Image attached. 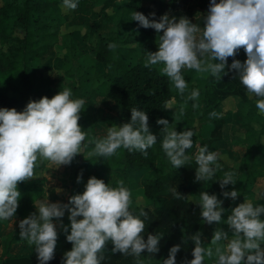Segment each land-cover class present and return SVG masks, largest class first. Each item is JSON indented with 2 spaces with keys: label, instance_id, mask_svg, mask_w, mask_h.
Returning <instances> with one entry per match:
<instances>
[{
  "label": "clouds",
  "instance_id": "clouds-1",
  "mask_svg": "<svg viewBox=\"0 0 264 264\" xmlns=\"http://www.w3.org/2000/svg\"><path fill=\"white\" fill-rule=\"evenodd\" d=\"M78 2L63 0L62 8L75 10ZM150 15L153 19L141 12H132V20L137 21L139 27L155 29L158 34L162 32L157 38L158 51H146L145 67L161 65V75L166 76L181 95L188 87L182 70L210 73L219 80L228 67L247 93L257 97L256 108L264 115V0H210L202 27L187 16L177 18L166 13L156 20L154 12ZM108 48L115 50L117 45L109 43ZM241 49L247 56L244 62L235 59ZM229 57L233 58L230 66ZM199 96V90L193 89L188 100L197 101ZM84 103L83 99H73L71 89L65 88L52 98L44 96L30 101L23 111L0 108V220L15 216L21 197L18 184L33 179L38 159L59 167L70 165L76 156L85 152L87 133L79 124ZM186 104L187 101L179 108L181 115ZM192 107L197 109L199 104L193 103ZM164 109L172 108L165 102ZM156 123L163 126L160 143L171 165L179 169L192 160L187 150L193 146L194 131L178 132L163 118ZM157 140V135L150 131L148 114L133 107L130 122L109 127L104 138L91 141L95 145L91 155L111 157L122 147L147 157L148 149ZM220 158L219 153L209 151L207 145L199 147L195 155L194 182L212 181L222 168L218 163ZM234 177L235 173L228 171L219 180L226 199L236 200L239 195L236 190H224L229 184L237 183ZM81 180L82 173L77 182ZM116 183L117 186L112 187L93 176L88 179L83 193L71 196L68 203L35 204L37 211L19 222V235L21 241L35 246L39 264H48L54 259L58 229L72 244L62 264H101L109 241L113 252L134 256L136 264H144L140 256L145 250L149 256L160 251L163 235L149 233L147 240L144 239L145 219L149 214L143 208L135 213L131 190L123 180ZM170 191L174 198H182L175 188ZM199 197L196 205L201 219L218 227L207 246L202 232L187 236V241L194 244L193 259H186L183 264H204L205 257H215L216 264H264V248L261 247L264 244V219H261L264 205L254 206L245 199L223 220L222 214L226 211L222 207L223 200L207 191L200 192ZM66 211L70 213V234L69 226L62 219ZM222 224H227L229 231L219 226ZM180 249V244L171 247L162 264H177Z\"/></svg>",
  "mask_w": 264,
  "mask_h": 264
},
{
  "label": "trees",
  "instance_id": "trees-1",
  "mask_svg": "<svg viewBox=\"0 0 264 264\" xmlns=\"http://www.w3.org/2000/svg\"><path fill=\"white\" fill-rule=\"evenodd\" d=\"M143 1L79 0L77 10H82L88 5L93 10L94 16L100 17L96 27L85 21L87 32L84 33L83 38L94 39L89 46L90 50L85 51L73 33H60L65 18L61 8L63 0H3V4L0 5V43H7V47L6 49L0 47V108H16L17 111H23L19 106L21 100L29 103L33 100L38 101L44 96L49 98L54 96L50 94L48 79H45L42 87L37 90H34V87L37 79L42 78L41 70L47 67L48 56L44 57V55L51 47L58 46L64 51L63 74L75 80V83L66 85L61 91L65 88L71 89L73 99L85 101L79 120L82 129L87 133L85 145L88 138L96 137L93 121L96 97L112 99L121 109L120 117L105 120L110 127L130 122L133 107L145 111L149 116L150 131L158 137L157 143L148 149L147 157L141 152H129L121 147L115 155L106 157V163H103L99 157H91L92 165L89 164L88 169H100L103 173L111 172L113 176L108 183L112 187L117 186L118 180L125 182V186L132 192V210L138 214L143 208L149 214L145 219L146 226L143 233L145 240L149 233L163 235L158 253L149 256L145 250L141 254L140 259L144 264H162L168 257L170 248L177 244L181 245V249L177 253L176 262L183 264L186 259H193L194 244L191 240L187 241V236L200 231L203 233L202 240L207 246L213 234L208 239H205L204 235L212 225L201 219L200 208L196 205L200 197L190 181L184 186L192 188L191 192L176 189L181 193V199L174 198L170 191L168 183L173 182L174 178L183 172L188 174L193 167L194 156L187 150L192 160L179 169L174 168L162 150L160 130L163 126L157 125L156 121L163 118L169 121V127L172 129L193 130L195 133L193 139L207 145L217 138L215 134L219 130L221 132L223 126L221 121L223 117L216 113L213 116L212 111L221 104V98L234 94L235 113L240 118L238 126L242 132L232 134L231 143L241 146L243 153L231 163L224 162L220 158L218 163L222 166L221 170L216 173L212 181L205 182L209 187L212 182L220 186L219 180L223 178L224 172L235 173L234 178L237 183L229 184L224 190L238 191L236 200L226 199L221 191L215 193L207 191L210 195L215 194L218 199L223 200L222 207L227 210L228 207H235L246 194L251 192L253 183L261 174L259 167L263 165L264 157L262 141L264 115L256 108L257 97L249 96L239 78H234L235 75H222L221 79L217 80L210 73L201 77L195 70L184 69L182 74L188 87L181 95L169 79L161 75V65L145 67L146 51H158V45L155 40V29L139 27L138 22L132 20L133 11L141 12L149 19H153L142 5ZM177 1L165 0L164 6L169 11H174L177 9ZM15 29H20L22 35L12 36L11 32ZM109 43H115L117 48L110 50ZM236 56L243 61L247 59L243 49ZM224 72L229 71L225 69ZM235 84H240L238 89ZM213 87H217L224 94H221L220 98H213ZM193 89H198L200 92L197 101L188 100ZM185 101L187 104L181 115L179 108L185 104ZM165 102H168L172 109H164ZM193 103H198L199 108L194 109ZM174 113H176L175 119ZM86 152L87 145L83 158ZM77 162L78 156L70 165L76 166ZM31 184L33 186L30 190H22L15 213V217L21 220L30 216V211L35 207L37 200L46 193L42 179L35 178ZM84 184L85 178L82 189ZM76 194L77 192L71 193L69 199ZM227 217L228 214L224 212L222 219L226 220ZM62 219L63 223L69 226L70 234V220L65 217ZM261 219H264V214L261 215ZM220 226L226 231L227 224ZM19 232L16 230L7 235L2 254L3 263L39 264L34 245L30 255L25 257H17L8 252L10 244L14 242ZM184 239L185 243H183ZM106 247L110 252L102 253L104 259L101 264H136L134 256L113 252L110 241ZM261 247L264 248V244ZM56 248H67V251L72 249V244L67 241L64 233L59 234ZM63 257L64 255L54 258L48 264H62ZM204 264H216V258L205 257Z\"/></svg>",
  "mask_w": 264,
  "mask_h": 264
},
{
  "label": "rangeland",
  "instance_id": "rangeland-1",
  "mask_svg": "<svg viewBox=\"0 0 264 264\" xmlns=\"http://www.w3.org/2000/svg\"><path fill=\"white\" fill-rule=\"evenodd\" d=\"M164 1L165 0H144L142 5L145 7V10L149 13V15L153 12L156 14L154 17L156 20H159V18L166 13L169 14L170 17L175 16L179 18L181 16H187L193 23H196L200 25L201 27L203 26L204 16L206 15L210 7V0H178L177 9L174 11H169L167 8H165ZM217 2H219V0H217ZM2 4H3V0H0V5ZM109 12H111V10H109ZM62 14L65 15V18L62 21V24L60 27V33H66V32L73 33L74 37L80 44L81 48H83L85 51H89L90 50L89 46L93 43L94 39L93 37H90L88 40L83 38L84 33L87 32L85 21H88L91 26L96 27L99 24L100 17L94 16L93 10L89 8L88 5L82 10H77V9L65 10L62 8ZM11 34L12 36H15V35L21 36L22 31L20 29H15L11 32ZM158 35H162V32L158 34L155 30L156 43H157ZM0 47L3 49H6L7 43H3V44L0 43ZM63 52L64 51L62 50V48L58 46L57 47L53 46L44 55V57L48 56L47 67L41 70L42 78L37 79L38 81L36 85L37 89L39 87H42L43 83L45 82V79H48L49 81L51 95H53V93L56 90L63 88L66 85H70L71 83L72 84L75 83L74 79L72 80L71 78H68L63 74V70L65 68L64 67L65 65L63 63ZM235 59L240 60L237 56L235 57ZM240 61L244 62L243 60H240ZM212 62L218 63L219 61H212ZM232 62H233V58L229 57L228 66H230ZM226 70L229 71L228 67H226ZM225 73L227 74L225 75ZM199 74L201 75V77H204L207 73H204V74L199 73ZM222 75L232 76V75H235V73L231 71L222 72L220 76ZM67 80H68L67 84L64 83V81H67ZM239 86L240 84H235V87L237 89ZM221 94H224V93H221V91L217 87L212 88L213 98H217V97L220 98ZM249 96L251 95L249 94ZM220 103L221 104L218 106V108L212 112L223 117L221 118V121L223 122V124H226L223 130L225 132H222V131L220 132V130L217 131L215 134L217 135V138L214 139L213 141H210L207 144V147L209 151H215L219 153L220 157L224 161L229 162L230 157L234 159L236 157V153L238 155L239 147L236 145L237 147L234 146L236 150H232L231 145H228V144L229 143L232 144L231 141H229L231 137L230 135L233 134L231 129L233 128V125H238L239 117L236 115L234 111V104H235L234 94H229L227 97L224 96L223 99L221 98ZM106 113L110 114L111 112H106ZM196 124L197 123H195V126ZM222 129H223V126H222ZM176 131L183 132L184 129H180ZM204 145L206 144L204 143L202 144L198 140L193 139V146L191 149H189L192 156H194L192 160L193 167L188 171V174L183 172L179 174L177 177H175L173 182L168 183V186L171 189L175 186V189L179 188L180 191L186 190V191L191 192L192 188H190L189 186L188 187L184 186V185H187L188 181H190V183L194 185L195 190L198 192V194L203 191H210L213 193L221 191L222 193L223 190L220 188V186L216 182L210 183V187L207 186L205 182H194L195 176H196V168H197V164L195 162V155L198 151V148L203 147ZM107 173H106L107 178L108 177L111 178L113 176L111 172H107ZM228 211L230 214L231 209H228ZM216 227H218V225H216L215 223L212 224V226L209 227V230L207 231V233L204 235V238L208 239L214 233V230ZM226 231H229L228 226H227ZM229 235H231L230 232H229Z\"/></svg>",
  "mask_w": 264,
  "mask_h": 264
},
{
  "label": "crops",
  "instance_id": "crops-1",
  "mask_svg": "<svg viewBox=\"0 0 264 264\" xmlns=\"http://www.w3.org/2000/svg\"><path fill=\"white\" fill-rule=\"evenodd\" d=\"M38 82V81H37ZM37 82L35 84L34 90H37ZM67 81H64V83L67 84ZM62 88L56 90L53 94H57ZM235 98V97H234ZM27 101L26 100H21L19 103V106L22 110L25 109L27 106ZM94 105H95V112H94V127H95V132H96V137L88 138L86 141L87 145V152L84 155L83 158V152L78 155V162L76 166H71V165H61L57 167L56 165L51 164L50 162L43 160V159H38L37 161V166L34 169V177L35 178H40L44 182V188L46 189L45 195L40 197L36 204L38 205L40 202L43 201H50V202H63V203H68L69 201V196L73 192H77V194H80L81 192L83 193L85 189V185L88 181L89 178L95 176L98 179H103L105 183L109 182V177L107 178L106 172L103 173L100 169H88L89 164L92 163L90 158L91 157H99L95 155H91L95 145L91 143L93 139H100L103 138L107 135L108 128L110 127L108 124L105 123V120L114 118V117H120L121 115V109L118 107L114 100L108 99V98H103L102 96H98L94 100ZM235 111V108H234ZM106 112H111L110 114ZM98 114V115H97ZM99 116V117H97ZM240 120V118H239ZM226 124H223V129ZM234 128V129H233ZM233 128L231 129L233 134H240L242 130L239 128L238 125H233ZM230 140L232 139V135H230ZM262 141L264 143V136H262ZM231 145L232 150H236L234 148V144H228ZM238 148V155L236 153V157L233 159L230 157L229 162H233V160L237 159L240 157L243 153V148L239 145H237ZM236 146V147H237ZM235 152V151H234ZM103 163H106L107 158L106 157H99ZM222 159V158H221ZM223 160V159H222ZM231 160V161H230ZM226 162V161H224ZM262 166L259 167L260 175L256 178V181L253 183L251 187V192L246 194L242 201L240 203H243L246 200H249L252 204L255 206H260L264 205V157L262 158ZM82 173V180L81 182H77V178L81 175ZM84 178H85V184L82 189V182L84 183ZM26 181V182H20L19 183V191L22 192L23 189L30 190L32 188V180ZM260 180V181H258ZM258 181V182H257ZM80 185V187L76 184ZM75 184V187L73 188ZM261 186V187H259ZM81 193V194H82ZM22 194V193H21ZM240 203H238L236 206H238ZM234 207H228L226 208L227 210L225 211L227 214H229L228 209H232ZM36 206L32 208L30 211V215L34 212H36ZM69 214L67 211L65 212V218L69 217ZM21 219L19 217L13 216L9 220H1L0 221V264L3 263L4 256L3 250H4V243L6 240V237L9 233L13 231H20L19 229V222ZM55 222V221H54ZM59 234L62 235L63 231L59 230ZM16 239L14 242L10 244V247L8 249V252L12 255H15L17 257H25L30 255L32 246L27 243V241H21L19 233L16 234ZM67 251V248H56L55 249V256L54 258H59L62 255L65 254ZM103 252L109 253L110 249L105 246Z\"/></svg>",
  "mask_w": 264,
  "mask_h": 264
}]
</instances>
